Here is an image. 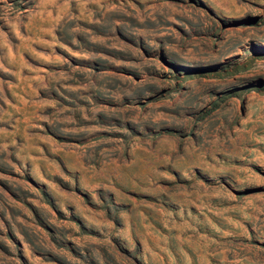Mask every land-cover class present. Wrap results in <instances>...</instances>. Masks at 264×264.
<instances>
[{"label":"rangeland","instance_id":"1","mask_svg":"<svg viewBox=\"0 0 264 264\" xmlns=\"http://www.w3.org/2000/svg\"><path fill=\"white\" fill-rule=\"evenodd\" d=\"M0 264H264V0H0Z\"/></svg>","mask_w":264,"mask_h":264}]
</instances>
